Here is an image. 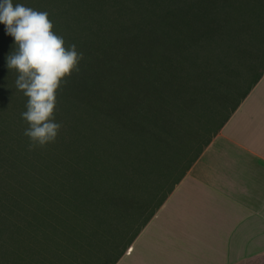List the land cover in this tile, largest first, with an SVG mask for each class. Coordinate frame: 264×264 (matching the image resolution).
<instances>
[{"label": "rangeland", "instance_id": "rangeland-1", "mask_svg": "<svg viewBox=\"0 0 264 264\" xmlns=\"http://www.w3.org/2000/svg\"><path fill=\"white\" fill-rule=\"evenodd\" d=\"M208 1L211 19L201 21L197 16L198 28H193L195 39L189 40L184 34L181 37L188 43L168 47L190 21L185 12L193 11L200 0H14L48 12L53 30L64 37L66 45L75 44L84 58L79 71L67 78L57 92L54 115L62 127L56 141L48 144L49 148H35L27 157L32 150L23 134L28 125L21 118L27 98L15 90V73H8L5 67V55L13 38L5 35V27L0 24V144L8 145L0 148V220L6 226L18 220L43 223L69 219L62 209L79 203V197L73 200L74 194L70 191H80L83 184L76 177L81 174L76 172L82 170L89 177L96 162L87 154L99 142L109 143L106 148L113 145L115 149H110L108 156L113 153L117 157L113 161L129 166L131 172L137 165L145 166L132 192L138 195L140 189L148 188L152 206L155 193L162 196L171 188L195 158L199 145L204 147L214 129L264 69V17L252 11L254 0ZM127 48H166L174 60L185 65L192 83L199 86L191 110L179 112L184 115L180 116L183 132L188 134L177 143L178 150L175 144L167 147L162 155H153L152 149L145 145L135 142L129 146L118 127L110 128L111 123L105 118L91 116L94 109H99V97L114 77L117 64L132 60ZM96 105L97 108H92ZM5 133L6 136H1ZM193 133L199 139L191 142L189 134ZM35 154L46 162L52 160L51 169H40ZM28 158L36 160L38 173L23 171L24 164L30 168L32 163L27 162ZM43 180L45 186L41 184ZM22 190L29 195L40 194L42 206L53 205L51 208L54 211L59 208L60 213L46 214L42 208L37 219L33 212L36 210L27 206L33 203L20 202ZM47 191L51 200L45 197ZM244 264H264V257Z\"/></svg>", "mask_w": 264, "mask_h": 264}, {"label": "crops", "instance_id": "crops-1", "mask_svg": "<svg viewBox=\"0 0 264 264\" xmlns=\"http://www.w3.org/2000/svg\"><path fill=\"white\" fill-rule=\"evenodd\" d=\"M147 189L132 192L148 203L144 214L114 223L105 242L0 239L8 246L0 247V264H244L264 257V76L189 170L164 195L155 193L154 206Z\"/></svg>", "mask_w": 264, "mask_h": 264}, {"label": "trees", "instance_id": "trees-1", "mask_svg": "<svg viewBox=\"0 0 264 264\" xmlns=\"http://www.w3.org/2000/svg\"><path fill=\"white\" fill-rule=\"evenodd\" d=\"M254 2L255 7L252 11L261 14L263 18L264 0H254ZM208 4V0H200L193 11L185 12L190 21L180 29V33L174 38L176 41L168 47H180L183 42H189L187 39H195L193 36V28H198L196 26L197 16H199L201 21L210 18V5ZM247 9L248 6L244 8V11ZM214 24H216V21ZM184 34H186L187 39L181 37ZM127 49H129L132 60L117 64L114 77L110 78L104 89L105 93L99 97V109H94L95 111L91 113V116L93 118L95 116L98 119L100 117L105 118L111 123L110 128L114 126L118 127L123 139L125 141L128 139L129 146L136 142L139 146L145 145V148H151L153 155H162L167 147H173L180 140H183L185 134H188H184L183 132L184 128H182L183 124L180 116L184 115L179 114V112L183 111V113H186L191 110L190 107L197 100L195 96L198 94L199 86L192 83V80H190L191 77L188 76L189 74H187V70L185 69V65L181 61L174 60L172 55L168 54L166 48ZM263 76L264 69L242 94L228 116L214 129L212 136L205 143L204 147L202 148L199 145L195 158L182 171L183 174L189 170L199 154L203 153L213 137L223 129ZM76 103L79 104L80 102L77 101ZM187 107L189 108L187 109ZM92 108H97V105L92 106ZM1 136H6V133ZM189 138H192L189 141L194 142L195 139H199V136H195L193 133L192 135L189 134ZM99 143L95 145L96 147H90L91 149L87 154L92 161L96 162L92 164L90 169L91 173L88 174L89 177L82 170L76 172L81 174L76 177L83 184L80 187L81 192L73 189L70 191L74 194L73 200H77L79 197V203L77 205L73 204L71 208L66 210L62 209L65 211L64 214L69 216V219H57L43 223L39 221L18 220L14 221L15 223L13 222L10 226H6L4 224L5 222L0 220V239L39 238L49 240L89 237L90 240L101 243L105 242L108 237L114 235L115 231L113 227L117 225L114 223H118L120 227L123 222L130 223V221H135L137 217L144 214L147 210L148 203L141 201V197L137 195L132 196L134 195L132 190L134 189L135 181L144 173L145 166L137 165L138 167L135 168V171L133 172L132 169L131 172L129 166H124L113 161L117 158L113 153L112 156H108L110 149H115L113 145L111 148H106L109 143ZM101 145L104 146L101 147ZM7 146L0 144V148ZM45 147L49 148V145ZM175 149L178 150V144L175 146ZM31 152L33 153L34 150L28 152L27 157L32 155ZM100 154L101 156L98 157ZM34 157L38 160L40 169L43 167L51 169L49 165H51L52 160L46 162L45 159H38L39 156L36 154ZM52 159H55V157ZM31 161L30 168L25 166V164L23 165V171L29 174L38 173L39 168L36 160H27V162ZM29 170L32 172H29ZM31 175L34 177V174ZM41 184L45 186L46 182H41ZM21 192L23 194H21L20 202L22 204L27 202L33 203L32 205L27 204V206L36 210L33 212L36 213L37 219L40 217V213L38 212L42 208L46 210L51 209L48 211L43 210L46 214H48L47 212H56V215L58 212L60 213L59 208L55 211L51 208L53 205L42 206L41 201L43 197L40 194L32 193V195H29L27 193L25 194L23 190ZM139 195L142 196L143 191ZM40 197L41 200H39ZM45 197H50L51 200L49 191L46 192ZM163 199L164 197L156 207L162 203ZM24 206L26 207V205ZM153 214L154 212L150 216ZM42 215L45 216L44 214ZM150 216L143 224L149 221ZM24 230L26 233H22ZM59 247L62 248L65 245ZM43 259H47V257Z\"/></svg>", "mask_w": 264, "mask_h": 264}, {"label": "clouds", "instance_id": "clouds-1", "mask_svg": "<svg viewBox=\"0 0 264 264\" xmlns=\"http://www.w3.org/2000/svg\"><path fill=\"white\" fill-rule=\"evenodd\" d=\"M0 24L13 38L5 67L15 73L14 87L27 98L21 118L29 150L54 143L62 125L55 120L57 92L79 71L83 53L66 45L53 29L49 13L14 0H0ZM7 87V84L5 85Z\"/></svg>", "mask_w": 264, "mask_h": 264}]
</instances>
